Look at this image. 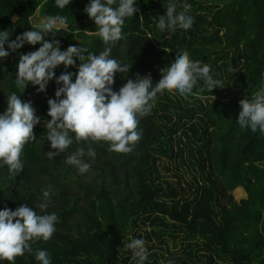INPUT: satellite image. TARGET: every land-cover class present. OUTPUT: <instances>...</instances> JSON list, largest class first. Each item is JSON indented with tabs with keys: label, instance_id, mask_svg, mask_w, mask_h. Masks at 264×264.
Returning <instances> with one entry per match:
<instances>
[{
	"label": "trees",
	"instance_id": "16d2710c",
	"mask_svg": "<svg viewBox=\"0 0 264 264\" xmlns=\"http://www.w3.org/2000/svg\"><path fill=\"white\" fill-rule=\"evenodd\" d=\"M87 3L72 0L59 9L55 0H0V30L10 40L32 30L38 8L39 16L67 17L54 37L62 50L81 44L99 54L111 47V57L130 68L115 74L113 90L137 74L150 75L155 85L178 50L210 65L222 88L209 92L201 80L187 98L175 90L158 94L151 112L138 117L141 138L131 152L111 151L104 141H74L48 159L44 122L58 86L51 81L45 93L31 85L23 92L15 83L20 54L41 45L25 44L0 59V113L16 93L41 117L37 139L24 146L21 173L14 177L7 165L0 167V210L29 204L44 214L37 205L51 185L46 212L58 216L52 238L32 243L15 264H38L37 249L47 250L52 264H137L124 247L136 236L146 241L145 264H264V134L236 123L239 101L264 86V0H177V11L191 4L194 23L174 33L157 27L169 0H138L123 38L110 45L94 34ZM62 71L63 65L56 75ZM80 147L95 151L84 157L91 164L85 174L65 163ZM242 189L247 197L236 201L232 192Z\"/></svg>",
	"mask_w": 264,
	"mask_h": 264
},
{
	"label": "clouds",
	"instance_id": "9594fccd",
	"mask_svg": "<svg viewBox=\"0 0 264 264\" xmlns=\"http://www.w3.org/2000/svg\"><path fill=\"white\" fill-rule=\"evenodd\" d=\"M71 2L55 0V5L64 9ZM137 4L138 0H88L84 12L94 21V34L110 45L123 38L125 19L139 12ZM177 7V0H169L165 13L158 19L157 27L161 32L174 33L178 28L193 26L191 4L185 3L180 11ZM38 13L36 8L30 21L32 30L24 31L14 40H10L12 35L8 30H0V59L25 44L41 45L34 51L20 54L15 83L23 92L31 85L38 86L37 91L45 93L51 81L58 86L55 98L48 100L50 119L44 122L52 149L46 152L48 159L64 154L74 141H104L111 151L131 152L132 146L141 138L137 130L138 117L151 112L158 94L175 90L187 98L194 94L193 90L201 80L209 92L222 88V81L214 78L210 65L192 60L187 50H178L175 59L159 69L161 79L155 85L150 75L137 74L134 79H127L118 91L113 90L115 74L128 73L130 68L111 57V47L99 54L81 44L62 50L60 41L54 37L55 33L66 28L67 17L59 14L39 16ZM12 20L15 22L16 18ZM61 65L64 71L57 76L56 69ZM70 67L76 71H68ZM239 104L241 110L236 123L242 129L264 134V86L251 93L250 98L246 95ZM36 111L31 101H24L21 96L11 93L5 111L0 113V167L7 165L8 172L14 177L24 168L21 159L24 146L37 139L34 127L41 122V117ZM85 156L94 158L95 151L89 147L85 152V148L80 147L66 157L65 163L85 174L91 168ZM51 192V185L43 189V201L37 205L44 214H39L29 204L20 205L15 210L7 206L0 210V261L15 264L16 257L32 251V243L52 238L58 216L55 212H46ZM124 247L132 251L137 264H145L148 260V248L142 236L130 237ZM35 259L38 264H52L47 250L37 249Z\"/></svg>",
	"mask_w": 264,
	"mask_h": 264
},
{
	"label": "rangeland",
	"instance_id": "374dc122",
	"mask_svg": "<svg viewBox=\"0 0 264 264\" xmlns=\"http://www.w3.org/2000/svg\"><path fill=\"white\" fill-rule=\"evenodd\" d=\"M232 196L234 197V199L236 201H240V200H242V199L247 197V195L244 193V190L242 192H239V193L237 191H234V192H232Z\"/></svg>",
	"mask_w": 264,
	"mask_h": 264
}]
</instances>
